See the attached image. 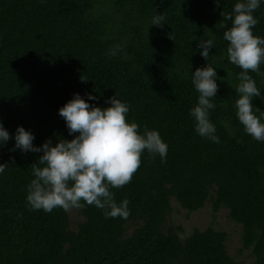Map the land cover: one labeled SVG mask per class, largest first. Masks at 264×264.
<instances>
[{
	"label": "trees",
	"instance_id": "1",
	"mask_svg": "<svg viewBox=\"0 0 264 264\" xmlns=\"http://www.w3.org/2000/svg\"><path fill=\"white\" fill-rule=\"evenodd\" d=\"M235 2L0 0V121L10 133L0 147V264H237L224 231L209 225L184 235L168 224L171 197L187 212L207 200L212 213L226 208L250 264H264V141L236 117L241 68L229 62L223 39L231 26L223 13ZM157 14L165 23L149 25ZM253 15V34L264 37V0ZM205 38L213 40L206 60L197 48ZM206 64L217 72L209 119L218 143L196 133L189 113L198 97L191 73ZM259 68L249 70L261 85L252 103L264 110V62ZM74 92L92 93L90 105L100 106L116 95L129 105L126 120L140 133L158 130L168 150L163 162L143 151L131 180L109 189L117 203L127 199V218L85 204L71 229L64 209H31L25 199L42 152L10 148L17 125L36 145L71 139L58 107Z\"/></svg>",
	"mask_w": 264,
	"mask_h": 264
},
{
	"label": "clouds",
	"instance_id": "2",
	"mask_svg": "<svg viewBox=\"0 0 264 264\" xmlns=\"http://www.w3.org/2000/svg\"><path fill=\"white\" fill-rule=\"evenodd\" d=\"M262 0H236L231 13H223L231 26L223 32L227 41V58L239 66V83L234 87L239 95L235 99V114L244 131L257 141H264V110L252 103L253 97H261L258 87L249 70L259 73L264 62V37L254 35L252 28L257 24L253 12ZM219 4V0H215ZM164 17L160 14L151 18L149 25L162 26ZM223 27V24L221 25ZM213 40L205 38L197 42L199 54L208 57ZM116 49H109L115 55ZM83 79V78H82ZM216 68L197 66L191 73V81L198 92L197 102L189 113L194 120L198 135L213 142H219L215 125L209 119V109L215 104L218 85ZM87 99L78 92L58 107V115L63 118L71 139L59 138L53 144L46 138L39 145L33 143L34 133L23 125H17L11 138L14 144L10 151L19 148L23 152L40 153L32 163L33 178L27 184L25 196L31 209L50 212L55 207L65 211L72 207L83 208L91 204L103 210L105 217L127 218V199L117 203L110 188L128 183L140 165V155H159L161 162L166 158L167 143L158 130L138 132L135 121H127L129 105L115 96L107 98L106 106L91 104L96 97L85 93ZM10 138V133L0 121V147ZM6 163H0V173ZM83 201V202H82Z\"/></svg>",
	"mask_w": 264,
	"mask_h": 264
},
{
	"label": "rangeland",
	"instance_id": "3",
	"mask_svg": "<svg viewBox=\"0 0 264 264\" xmlns=\"http://www.w3.org/2000/svg\"><path fill=\"white\" fill-rule=\"evenodd\" d=\"M171 200V211L168 215V224L181 225L183 234H188L193 228L204 229L212 225L215 229L224 231L227 235L226 247L230 255L234 257L237 264H250L252 256L248 250L240 248V226L228 217V210L224 207L212 213L210 202L207 200L203 207L198 210L187 212L183 209L173 197ZM69 227L76 229L77 223L83 220V217L75 207L67 210Z\"/></svg>",
	"mask_w": 264,
	"mask_h": 264
}]
</instances>
